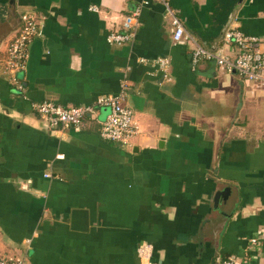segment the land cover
Masks as SVG:
<instances>
[{"label": "crops", "instance_id": "1", "mask_svg": "<svg viewBox=\"0 0 264 264\" xmlns=\"http://www.w3.org/2000/svg\"><path fill=\"white\" fill-rule=\"evenodd\" d=\"M140 1L0 0V63L21 14L39 27L22 95L0 71V257L139 264L143 243L152 264H264V85L210 62L191 68V46L170 43L154 1L140 8L130 43L107 45ZM218 1L168 0L202 48L233 56L221 38L235 28L264 51V0L236 2L224 18ZM156 58L169 61V81L148 64ZM123 80L138 129L128 147L98 136L108 108L95 107L78 132L49 129L30 110L41 101L92 106Z\"/></svg>", "mask_w": 264, "mask_h": 264}, {"label": "built area", "instance_id": "2", "mask_svg": "<svg viewBox=\"0 0 264 264\" xmlns=\"http://www.w3.org/2000/svg\"><path fill=\"white\" fill-rule=\"evenodd\" d=\"M152 1L161 5L164 15L168 19L169 38L172 45L188 43L191 46L189 64L194 68L201 62H210L223 69L226 73H234L241 79L264 85V51L260 50L256 37L246 36L235 28H228L222 33L223 45L232 46L236 52L229 56L222 49L208 50L202 48L194 38L183 28L181 22L170 7L168 0H141L129 15L123 18L120 32H112L106 35L105 42L110 46H121L130 43L137 26L136 18L140 8L148 6ZM96 11L94 7L89 9ZM264 16V9L262 12ZM39 27L36 16L32 12H25L19 17V28L7 45L0 63V71L7 78L12 90L22 95L24 91L22 75L26 69L28 60V44L37 36ZM144 63L143 60H139ZM154 70L159 71L162 77L169 81L167 70L169 61L165 58H156L148 63ZM128 83L121 81L116 95L100 97L92 106H76L64 108L50 101L34 102L30 104V110L38 116L45 127L49 129L72 128L78 132L81 120L94 113L95 107H105L109 113L99 125L98 136L105 141L128 147L133 137L138 134V129L133 121L131 111L123 106L128 92ZM49 177L48 174L43 175ZM252 243L254 240L251 241ZM32 237L23 242L25 253L30 249ZM151 248L147 244H140L136 249V258L139 264H152L150 261ZM0 264H25V255L0 258ZM216 264H238L233 259L227 258Z\"/></svg>", "mask_w": 264, "mask_h": 264}, {"label": "trees", "instance_id": "3", "mask_svg": "<svg viewBox=\"0 0 264 264\" xmlns=\"http://www.w3.org/2000/svg\"><path fill=\"white\" fill-rule=\"evenodd\" d=\"M236 2H237V0H219L215 14L219 15L220 13H223L224 14L223 18H224V16L226 17L229 14V12L231 11V9L234 7ZM220 26H221V23L218 24V27L216 30H218ZM31 246H32V243H31Z\"/></svg>", "mask_w": 264, "mask_h": 264}, {"label": "water", "instance_id": "4", "mask_svg": "<svg viewBox=\"0 0 264 264\" xmlns=\"http://www.w3.org/2000/svg\"><path fill=\"white\" fill-rule=\"evenodd\" d=\"M241 0H237V4H240ZM229 194V189L224 188L222 190L216 191L213 195V206L215 207L219 201L225 202Z\"/></svg>", "mask_w": 264, "mask_h": 264}, {"label": "rangeland", "instance_id": "5", "mask_svg": "<svg viewBox=\"0 0 264 264\" xmlns=\"http://www.w3.org/2000/svg\"><path fill=\"white\" fill-rule=\"evenodd\" d=\"M0 258H4V257H0Z\"/></svg>", "mask_w": 264, "mask_h": 264}]
</instances>
